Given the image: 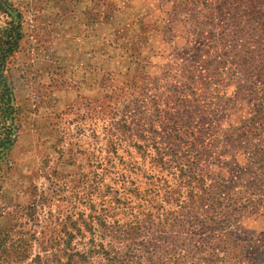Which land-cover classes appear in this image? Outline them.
Returning <instances> with one entry per match:
<instances>
[{"label": "rangeland", "instance_id": "obj_1", "mask_svg": "<svg viewBox=\"0 0 264 264\" xmlns=\"http://www.w3.org/2000/svg\"><path fill=\"white\" fill-rule=\"evenodd\" d=\"M217 1L0 0V87L10 99L0 134L11 139L0 159V230L13 247H31L29 258L13 264H111L104 254L83 262L68 256L90 240L104 251L123 250L134 231L130 220L149 206L151 190L188 203L229 183L235 184L230 197L264 199V121L252 117L255 102L234 108L215 96H222L221 78L210 85V103L200 84L219 68L253 66L233 45L256 38L227 33ZM8 9L20 22L15 48L6 43ZM168 83L182 87L181 102L166 99ZM246 124L258 126L240 138L250 146L238 153L221 146L238 140ZM138 135L183 138L179 151L197 167L191 176L199 175L176 182L151 161L154 152L136 153L126 137ZM159 148L158 159L173 158L165 145ZM238 169L240 179L233 176ZM82 219L92 220L85 238L76 235ZM242 227L237 236L253 234L254 246L237 264H264V209L242 219ZM141 233L137 241L153 232Z\"/></svg>", "mask_w": 264, "mask_h": 264}, {"label": "trees", "instance_id": "obj_2", "mask_svg": "<svg viewBox=\"0 0 264 264\" xmlns=\"http://www.w3.org/2000/svg\"><path fill=\"white\" fill-rule=\"evenodd\" d=\"M217 6L220 7L222 13L220 18L224 25L229 28L227 33L236 37H239V35L250 36V39H247L246 42H249L251 37L256 38V40L252 39L250 43L233 45V49H238V57L248 55L252 58L253 66L251 71L236 68L223 72L219 68L217 71L208 72L204 77L202 76V81L200 80V84L205 89L204 97L211 103L214 99L210 89L212 81L214 83L221 80V78H225V81L222 82L224 85L221 91L222 96H215L222 98L225 103L232 105L234 108H237L239 104L255 102L251 108L252 113H254L252 117L258 121H264V0H218ZM212 11L214 10L211 9ZM7 14L10 21L6 43L13 44L12 48H15L21 38L20 22L17 20L18 15L13 16L10 9H8ZM231 28L233 30H230ZM2 57L0 56V59ZM189 75L184 74L183 76L188 77L190 83L195 85V81ZM206 78H210L211 82H205ZM241 82L246 83L240 85ZM171 85L169 89L172 91V96L169 95L166 99L173 101V97H176L177 100L174 101L176 103L181 102L180 99L184 96L181 91L182 87L175 84ZM157 88H159L158 85ZM1 90L0 87V119L2 120L0 121V128L4 129L6 128L4 112L6 108H10V99L2 96ZM227 111L229 110L227 109ZM241 128L245 132L242 133V136H238V140L233 139V136L228 141L223 142L221 146H230L235 153L250 146L249 141H240V138L244 137L246 131L249 132L250 136L251 132L257 130L258 126L252 127L246 124L242 125ZM261 128L264 129V127ZM10 129L11 126H8L7 130ZM138 137L139 140L136 141H133L134 137L131 136L126 138L131 141V146L139 156L144 157L148 151L154 152L155 156L151 157V161L155 166L164 167L163 169L176 182L195 180L196 176L199 175L193 174L191 176L193 170L197 167L194 168L193 163L190 161L191 157L185 155V151H179L181 145L185 142L183 138L173 135L160 137L138 135ZM10 142L11 139L8 136L0 134V159L6 154ZM160 144L165 145L168 151H173L172 159L163 161L157 158L161 151ZM113 149L115 152L117 151L114 143ZM210 158L211 156H208V160ZM174 163H176V166H172ZM236 172L237 174L233 176H238L240 179L242 172H240V169ZM163 181L165 184L169 182L167 178ZM220 186L221 188L215 193V196L202 199L193 197L188 203H185L178 196L159 199L157 193H155L156 191L151 190L149 196L151 194L152 196L149 199V206H146V209L140 215L132 216L130 220V224L134 226L132 230L135 232L133 231L132 235L127 237L128 244L124 245L123 250L119 248V250L104 251L105 247L103 245L99 246L90 240L84 246L85 249L70 254L68 260L71 257L78 256L79 261L83 262L88 260L91 255L104 254L107 262L111 264H230L232 261H234L233 264H237L245 251L252 250L254 239L253 234L246 239H239L235 229L243 230L242 219L261 215V211L264 209V199L230 197L235 184L230 186L227 183ZM126 191L134 197L143 195L137 187H127ZM111 192L113 200L122 205L118 193L115 190ZM174 192H179V190L175 189ZM166 203L169 204L167 208L164 206ZM91 221L82 219L80 221L81 225L78 224L76 227V235L79 234L80 237L85 238L86 232L92 234ZM141 231L153 233L149 234L146 239L137 241L135 234H143ZM6 232L0 230V264H13L14 261L29 258L31 247L27 245L26 247H13L11 244L13 239ZM73 234L67 233L70 237ZM262 242L264 245V240ZM96 249L98 251H95ZM67 251L70 252L67 249L62 250L64 254Z\"/></svg>", "mask_w": 264, "mask_h": 264}]
</instances>
